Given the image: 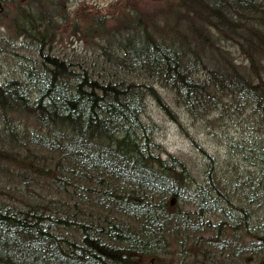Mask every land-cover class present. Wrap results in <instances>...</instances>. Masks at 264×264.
<instances>
[{"label":"trees","instance_id":"trees-1","mask_svg":"<svg viewBox=\"0 0 264 264\" xmlns=\"http://www.w3.org/2000/svg\"><path fill=\"white\" fill-rule=\"evenodd\" d=\"M9 1L15 33L0 50L19 43L39 59L0 84V264H141L130 255L163 258L181 244L164 242L165 224L202 233L189 246L208 247L219 264H231L229 250L243 254L233 261L264 262V0H124L111 16L81 9L72 28L81 44L68 50L52 42L71 0ZM157 87L228 146L221 160L202 151L205 180L195 189L180 160L170 156L166 166L137 144L136 130L150 127L146 98L162 102ZM40 152L50 159L38 160ZM62 161L134 194L108 199L106 183ZM48 163L53 185L32 191ZM210 212L219 220H199ZM118 213L133 220L131 230Z\"/></svg>","mask_w":264,"mask_h":264},{"label":"rangeland","instance_id":"rangeland-1","mask_svg":"<svg viewBox=\"0 0 264 264\" xmlns=\"http://www.w3.org/2000/svg\"><path fill=\"white\" fill-rule=\"evenodd\" d=\"M142 2V0H139ZM146 1V0H145ZM124 0H71L68 2L69 15L61 25V29L57 31L56 41H53L54 45H61L62 48L68 50L73 48V45L81 44L77 39L76 34H73L72 28L74 26L75 17L82 22V18L78 15L81 9H84L88 15L93 13L104 14L111 16L116 14L123 4ZM11 10V3L9 0H0V45L7 41H11L8 37L9 32H14L13 27L9 28L10 21L14 19L13 11ZM76 20L77 27L80 28V21ZM77 28V29H78ZM15 33V32H14ZM8 37V40H7ZM20 44H13V48L8 50H0V84H4L14 79L19 75V71L25 65L24 62L29 60L39 59L36 56L32 48L19 47ZM11 49L13 51H11ZM37 51V50H36ZM157 91L162 97V102L157 103L152 99H147L143 120L148 125H152L155 129V140L161 147L162 157L173 155L179 158L185 163L186 167L190 171L191 187L201 184L205 175L203 171L205 169V163L202 157V150L211 153L218 159H222L226 153L227 148L223 143L220 133H210L204 128L202 123L197 122L189 117L184 110L176 105L166 89L157 87ZM231 134L238 135L236 129L231 127ZM239 135L241 132L239 131ZM213 216V214H211ZM218 218V215L215 214ZM219 219V218H218ZM201 240V239H197ZM196 241V242H197ZM204 244H207L206 239H202ZM196 246H188L189 255L184 257H191L194 261L192 264H219V260L214 254L207 253L205 249L200 252V248ZM201 247V246H200ZM203 247H201L202 249ZM182 249L185 250L182 246ZM181 250H178L176 246L170 248L169 255L166 256L165 264H178V260L182 258ZM149 264H157L154 262H148ZM220 264H222L220 262ZM237 264V263H236ZM239 264H264L258 261V259H245L240 261Z\"/></svg>","mask_w":264,"mask_h":264},{"label":"bare ground","instance_id":"bare-ground-1","mask_svg":"<svg viewBox=\"0 0 264 264\" xmlns=\"http://www.w3.org/2000/svg\"><path fill=\"white\" fill-rule=\"evenodd\" d=\"M166 91L171 96L170 91L168 89H166ZM28 94H30V93H28ZM29 96H31V94ZM159 96H161L160 93H159ZM147 99L154 100L152 97H147L146 100ZM161 99H163V98L161 97ZM146 100H145V102H146ZM145 124H147V123H145ZM149 126L150 127H148L147 129H144V130L142 129V131H141V129H137L136 130L137 134L140 136V139L138 137H136L137 144H138L139 147L142 146L143 148H145V151H149L153 156H159L161 159L165 160L166 163H167L166 166H168L169 163H170V156H173V155H170V156H167V157H162V153L160 151L161 147L159 146L158 142H156V140H155L156 129L152 125H149ZM210 133H213V135H215V132H213L212 130L210 131ZM145 136L147 137V139H144ZM221 138L223 139L222 136H221ZM223 143L225 144L224 140H223ZM202 151H204V150H202ZM206 153H208V152L206 151ZM208 154H211V153H208ZM214 157L217 158L216 156H214ZM175 158H177V157H175ZM37 159L40 160V161H42V160L46 161L47 159H50V158L47 155L44 156V154L40 152V154L37 156ZM177 159L180 160L179 158H177ZM218 160H221V159H218ZM203 161L205 163L204 158H203ZM62 163H63V166H67V170H68L67 172L73 173L74 175H76L78 177L86 179L87 181H89L92 184H97L98 182H96V180L97 179L98 180L101 179L104 183L107 184V186H104L103 194H104V196L108 197V199L116 200V197H119V199L127 200V196L128 195L131 196V195L134 194L133 193L134 190H135L134 188L128 187V186H122L120 184V182H118V181L116 183L113 182L114 185L113 184L111 185V184H109V181L111 179H113L112 176L104 175L102 173H97L92 167H90L88 165H84V166L83 165H80V166L77 165V166H75V165H72L71 163H65V161H62ZM182 163L185 165L184 162H182ZM20 165L23 166V164H20ZM47 165H48L47 166L48 168L43 169V170H41V169L39 170V172H38L39 175L36 176L37 177L36 178V186H37V188L35 187L36 189H34V188L30 187L32 191H36V192L37 191L38 192L43 191L44 193H46L44 191V189H46V188H48V187L53 185L52 184V170H53V168H52L50 163H48ZM60 168H61V163H60V166L57 167V169H60ZM186 169L188 171V175H187V179H186V182H188V183H186V184L189 185L191 189H195L196 187L202 186L204 184V180L205 179H203V182L201 184H199V185L195 186L194 188H192L191 184H190L191 181H192L191 180V176H190V171H189V169L187 167H186ZM205 169H206V163H205ZM205 169L203 171V174L205 172ZM16 178H17V176H16ZM18 190H19V195L27 192V190H25V186L20 187V189H18ZM183 192H189V190H184ZM192 192H195V190H192ZM87 195L88 196H90V195L93 196V192L89 191V192H87ZM167 198H169V196H167ZM190 198H191V201L194 200V202L196 203V200L194 199L193 196H191ZM77 201H79V200H77ZM184 202L185 201L182 200L179 203L182 206L184 204ZM184 209H186L185 211L188 213V215L190 217H194L196 214H198V209H196L194 207H191V206H188V204L184 205ZM211 214H213V216ZM117 218L120 220V222H122L123 224L128 226L129 229L131 230V226H133L134 224H133V220L128 215L122 214V213H118L117 214ZM199 220L200 221L209 220L211 223H213L215 221H218L219 219L215 216V213L210 212V213L204 214L203 218L200 215L199 216ZM134 221L137 224H141L142 223L141 219H136ZM164 226L165 227L162 226V229L166 230L165 237L163 238L164 242L168 243V244H174L175 245L176 241H178L181 244L178 245L177 248H182V246H183V248L185 249V250L182 249V251H181L182 258H180L178 260V264H192V263H194V261L191 260L190 256L188 258H186V257H184V255H189V250H191V249L188 246L191 245V244L193 245L194 244V240L197 237L201 238L204 235H202V233H196L194 231V234L197 237L196 236H191L188 232H182V231H179V230H177V231L171 230V228H169L171 226V224H165ZM204 237H206V236H204ZM130 244H132V243H130ZM122 245L124 247V246H127L128 243L125 244V242H123ZM215 245H216V247L220 246L219 245V241ZM243 245H244V243H241L234 250L242 252ZM251 253L252 254H256L255 251H253ZM122 255L126 256V252H124V250L122 251ZM166 255H169V252H166ZM130 256H137V258H140L139 261H140L141 264H149L148 262H154V263H157V264H165L164 259H166V256H164V259L162 257L146 258L145 256H143V254L141 253L140 250H139V252L133 253ZM241 256H243V254L239 255V253L237 254L236 252H234V251L232 252V251L229 250L228 253H227V259L226 260H231V262H230L231 264H236V263L239 264L240 261H244L245 259H254L255 260V259H257L259 257L257 255H254V258L243 257V258H240L239 261H233L232 260V259H235V258H238V257H241ZM258 261L262 262L260 259H258Z\"/></svg>","mask_w":264,"mask_h":264},{"label":"flooded vegetation","instance_id":"flooded-vegetation-1","mask_svg":"<svg viewBox=\"0 0 264 264\" xmlns=\"http://www.w3.org/2000/svg\"><path fill=\"white\" fill-rule=\"evenodd\" d=\"M3 1V0H2Z\"/></svg>","mask_w":264,"mask_h":264}]
</instances>
